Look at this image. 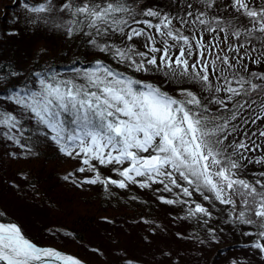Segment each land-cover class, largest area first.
I'll list each match as a JSON object with an SVG mask.
<instances>
[{"label":"snow or ice","instance_id":"6c2138e0","mask_svg":"<svg viewBox=\"0 0 264 264\" xmlns=\"http://www.w3.org/2000/svg\"><path fill=\"white\" fill-rule=\"evenodd\" d=\"M202 3L212 8L215 0ZM230 6L237 16L224 20L218 16L209 18L207 12L199 10L187 11L188 19L153 8L137 12L126 0H63L58 7L53 0H42L31 7L25 4L38 18L46 14L45 22L53 13L68 14L67 20H53L54 26L66 28L68 36L84 33L90 37V44L110 54L117 63L135 72L164 70L177 84L191 81L209 96L206 103L186 87H179L178 96H174L96 60L89 67L73 68L67 77L37 73L31 87L25 85L11 92L5 98L9 103L0 107V128L4 129L0 136L32 151L35 145L21 143L26 131L23 114H27L37 126L38 137L53 142L65 156L80 158L83 166L65 175L64 180H72L76 172L94 173L77 177L73 181L77 186L100 183L106 188L115 185L124 189L129 184L141 188L161 184L169 193L179 189L176 199H160L169 205H189L186 218L211 217L205 206L192 199L194 193L205 201L231 206L233 213L239 204L241 210L233 222L256 224L250 216L260 221L251 247L264 254V180L252 183L240 176L242 161L248 160L245 152L256 151L260 145L251 140L248 132L244 133L245 139L225 144L237 131L232 121L256 103L251 95L264 96V83L253 82L264 81V73L252 72L245 77L241 72V68L248 71L246 59L257 64L264 59V6L252 7L251 0H231ZM187 8L193 5L189 3ZM138 15L144 18L137 19ZM240 17H246L251 27ZM189 25L191 34L186 35L183 29ZM204 33L211 34V39L206 40ZM220 33L224 34L223 40ZM113 34L126 41L123 46L97 40ZM136 38H143V50L137 48ZM257 40L259 48L248 47ZM256 52L259 55L253 58L251 54ZM210 104L219 105V110L212 112ZM260 120H264V101L260 114L253 109L242 125ZM257 135L264 138V131L251 133L252 137ZM249 140L251 147L246 142ZM93 161L101 166H119L113 170L121 179L102 178ZM254 162L264 164V158ZM259 175L264 177V172ZM0 264L81 262L51 247L37 245L20 225L9 221L0 222Z\"/></svg>","mask_w":264,"mask_h":264},{"label":"trees","instance_id":"16d2710c","mask_svg":"<svg viewBox=\"0 0 264 264\" xmlns=\"http://www.w3.org/2000/svg\"><path fill=\"white\" fill-rule=\"evenodd\" d=\"M42 2V0H0V97H6L15 90L22 89L25 85L30 84L36 79V74L50 76L53 73L60 74L61 77L72 75L73 68H83L91 66L96 60H101L111 65L114 70L121 71L134 79L143 82L152 83L168 91L169 94L178 96L177 89L186 87L200 96L207 103L209 94L203 91L198 84L191 81L177 84L175 80L166 75L164 70L157 71L150 68L147 72H135L124 64L117 63L110 54L101 53L96 47L89 43L90 37L82 32H77L68 36L66 28H57L52 23L53 20H67L70 17L66 13H53L47 16L48 22H45V15L28 11L25 4L30 7ZM63 0H53V5L58 7ZM137 12L142 9L153 8L171 16H184L186 19L187 11H205L209 18L218 16L221 19L229 20L237 16L235 10L231 8V0H215L212 8H206L202 0H126ZM193 5L192 9L187 8V4ZM252 7L264 6V0H251ZM137 19L144 17L137 16ZM249 27H251L246 17H240ZM131 23V20L129 21ZM157 21L153 20V23ZM174 24L180 27L178 21ZM137 27V25H132ZM186 35L191 34V25L183 29ZM220 39L223 40L224 34L220 33ZM257 36L259 33L256 34ZM205 39L210 40L211 34L204 33ZM159 39V38H158ZM231 39V38H230ZM244 38L242 37L241 40ZM99 43L116 44L123 46L126 41L119 34H113L110 37H97ZM137 48L143 50V38H136L134 41ZM260 41H253L248 47L259 48ZM243 52V50H242ZM252 57L259 55L258 52L252 53ZM248 71L241 68L245 77L250 73H264V59L259 64L252 63L246 59ZM11 73H17L11 75ZM215 83V80H213ZM254 83H264V81L254 80ZM223 97V94H221ZM237 99H241L237 97ZM244 99H248L245 97ZM251 100L256 103L252 109L245 110L242 115L232 124L237 126L234 132L225 144L232 143L233 140L239 141L245 139L244 133L248 132L251 140L260 145L256 151L245 152L248 160L242 161L244 165L240 170L241 178L247 179L254 183L256 179L264 180L259 174L264 172V164H257L254 161L264 158V138L257 136L252 137V132L264 131V120L257 121L256 124L249 123L242 125V120L252 114L253 109L256 114H260V104L264 101V96L253 93ZM212 112H217L219 105H209ZM231 107V104L229 105ZM227 115V113H224ZM251 140L249 142L251 147ZM231 151V149H229ZM36 153L30 157H14L9 159L8 166L14 169V172L24 173L35 186L36 192L43 195L53 208L50 210L55 217L60 218V222L76 241L82 242L87 237L94 226V221L98 218H116L119 217L125 222L134 220H152L160 218L163 215L169 217L181 216L187 217L188 206L182 203L166 204L160 197L165 199H176V193L179 189H173L171 193L163 190V185L152 184L148 188H141L138 184H129L128 187L121 189L115 185L103 184L95 185H71L61 180L58 169L54 164L63 166L67 156L60 153L58 147L53 142H41L36 144ZM80 160V158H79ZM102 178L111 177L112 179H121L113 170L119 166H101L93 161ZM125 167L127 165H124ZM89 176L94 173L89 172ZM139 179V178H138ZM258 190H261L258 188ZM181 199H188L181 197ZM193 200L201 203L211 213V217H190L186 218L196 236L211 234L220 236L223 239L222 244H215L213 257L217 256L219 251L225 248L240 250L252 248L251 244L257 239L255 233L260 223L254 216L249 218L256 221L254 225L234 223L233 220L241 206L238 204L236 212L233 213L232 207L222 205L218 201H205L198 193H194ZM168 217V218H169ZM0 219L11 221L9 218L1 216ZM205 220L207 223H205ZM211 230H214L211 231ZM251 232L253 235H245ZM264 242V241H262ZM65 249L64 246H59ZM254 249V248H252ZM257 250V249H255ZM259 252V250H257ZM78 254L77 251H74ZM262 254V253H261ZM264 257V254H262ZM90 264H96L87 260Z\"/></svg>","mask_w":264,"mask_h":264},{"label":"rangeland","instance_id":"374dc122","mask_svg":"<svg viewBox=\"0 0 264 264\" xmlns=\"http://www.w3.org/2000/svg\"><path fill=\"white\" fill-rule=\"evenodd\" d=\"M6 97H0V107L9 103ZM17 114H20L19 109ZM23 127L26 131L21 143L35 145L32 151L0 136V215L20 225L34 242L54 248L64 246L66 251H77L83 260L96 264H233V261L235 264H264L262 254L248 247L225 248L213 257L214 245L222 244L223 239L211 234L196 236L189 221L178 215L132 222L119 217L98 218L91 233L82 242L76 241L60 218L51 213L53 206L36 192L27 176L8 166L9 159L30 157L36 153L37 143L50 142L37 136V126L29 121L27 114H23ZM79 166L83 165L75 157H67L63 166L54 164V168L61 171V180L71 185H77L73 182L77 177L89 176V172H76L72 180H64L65 175L75 172Z\"/></svg>","mask_w":264,"mask_h":264},{"label":"water","instance_id":"95a60500","mask_svg":"<svg viewBox=\"0 0 264 264\" xmlns=\"http://www.w3.org/2000/svg\"><path fill=\"white\" fill-rule=\"evenodd\" d=\"M39 246H40V245H39ZM41 247H49V246H41ZM51 248H52V247H51ZM53 249H54V248H53ZM55 250H57V249H55ZM58 251H60V252L63 253V254H67V255H71V256H73L74 258L78 259V260L81 262V264H88V263L84 262L83 260L79 259L78 257H76V256H74V255H72V254H70V253H68V252H64V251H61V250H58Z\"/></svg>","mask_w":264,"mask_h":264},{"label":"bare ground","instance_id":"6f19581e","mask_svg":"<svg viewBox=\"0 0 264 264\" xmlns=\"http://www.w3.org/2000/svg\"><path fill=\"white\" fill-rule=\"evenodd\" d=\"M27 86H28V87H31V86H32V84L30 83V84H28ZM24 87H25V86H24ZM0 222H3V221H0Z\"/></svg>","mask_w":264,"mask_h":264}]
</instances>
